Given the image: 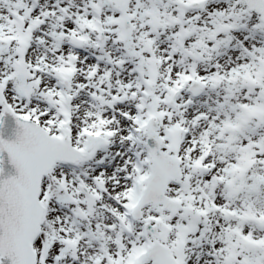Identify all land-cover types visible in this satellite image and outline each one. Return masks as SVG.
Masks as SVG:
<instances>
[{
	"label": "snow or ice",
	"instance_id": "6c2138e0",
	"mask_svg": "<svg viewBox=\"0 0 264 264\" xmlns=\"http://www.w3.org/2000/svg\"><path fill=\"white\" fill-rule=\"evenodd\" d=\"M0 264H264V0H0Z\"/></svg>",
	"mask_w": 264,
	"mask_h": 264
}]
</instances>
